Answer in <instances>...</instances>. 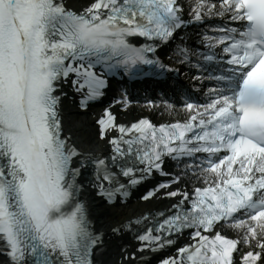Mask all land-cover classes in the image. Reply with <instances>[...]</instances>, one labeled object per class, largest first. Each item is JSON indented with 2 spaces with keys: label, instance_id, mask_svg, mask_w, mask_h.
Returning <instances> with one entry per match:
<instances>
[{
  "label": "snow or ice",
  "instance_id": "obj_1",
  "mask_svg": "<svg viewBox=\"0 0 264 264\" xmlns=\"http://www.w3.org/2000/svg\"><path fill=\"white\" fill-rule=\"evenodd\" d=\"M122 73L190 78L195 91L185 89L176 105L185 118L118 122L105 105L95 135L107 150L78 149L63 135L61 97L70 91L86 109ZM123 91L111 100L121 109L129 103ZM153 172L167 178L140 199L175 203L111 228L132 233L135 264L147 259L138 252L167 247L175 254L157 264H264V0H0L7 264H98L104 233L81 199L85 187L111 204ZM129 251L121 248L114 264Z\"/></svg>",
  "mask_w": 264,
  "mask_h": 264
},
{
  "label": "bare ground",
  "instance_id": "obj_2",
  "mask_svg": "<svg viewBox=\"0 0 264 264\" xmlns=\"http://www.w3.org/2000/svg\"><path fill=\"white\" fill-rule=\"evenodd\" d=\"M70 2L79 6L85 3L86 0H70ZM65 102L63 100L60 105L62 124L65 133L69 134L71 143L84 151H91L95 147L97 150H105L104 141L94 136V127L87 117L88 111L91 112V110L86 109L82 114L74 106ZM111 108L115 112L118 122H128L140 115L150 116L156 122H159L168 119L171 114L172 116H178L181 113L178 107H173L172 112L163 107L156 109L155 106L145 109L141 104H128L123 110H118L116 105L113 104ZM82 198L87 202L90 219L93 221L96 230L104 233L105 248L102 254L96 256L98 264H114V261H119L120 249L123 247L130 250L129 258L124 264H135L131 256V250L134 249V246L129 236L123 232V229L116 234L112 233L110 229L137 213H148L150 210L161 208L170 202V200H163L159 194H155L148 200L138 201L135 199L127 206L104 205L100 198L95 195L94 190L88 186L85 187ZM139 255L140 253H137V256ZM5 261V258L0 255V264H5Z\"/></svg>",
  "mask_w": 264,
  "mask_h": 264
}]
</instances>
